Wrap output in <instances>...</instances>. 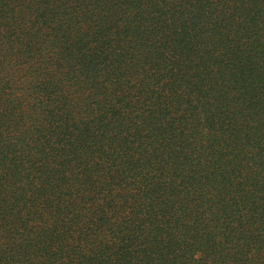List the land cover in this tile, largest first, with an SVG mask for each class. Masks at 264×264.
Segmentation results:
<instances>
[{"label":"trees","instance_id":"trees-1","mask_svg":"<svg viewBox=\"0 0 264 264\" xmlns=\"http://www.w3.org/2000/svg\"><path fill=\"white\" fill-rule=\"evenodd\" d=\"M0 264H264V0H0Z\"/></svg>","mask_w":264,"mask_h":264}]
</instances>
